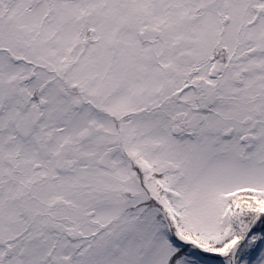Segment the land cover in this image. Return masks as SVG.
<instances>
[{"label":"snow or ice","instance_id":"snow-or-ice-1","mask_svg":"<svg viewBox=\"0 0 264 264\" xmlns=\"http://www.w3.org/2000/svg\"><path fill=\"white\" fill-rule=\"evenodd\" d=\"M0 264H264V0H0Z\"/></svg>","mask_w":264,"mask_h":264}]
</instances>
